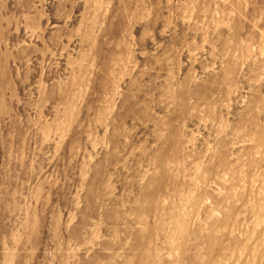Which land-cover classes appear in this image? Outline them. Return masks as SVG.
Masks as SVG:
<instances>
[{"label": "rangeland", "instance_id": "374dc122", "mask_svg": "<svg viewBox=\"0 0 264 264\" xmlns=\"http://www.w3.org/2000/svg\"><path fill=\"white\" fill-rule=\"evenodd\" d=\"M0 264H264V0H0Z\"/></svg>", "mask_w": 264, "mask_h": 264}]
</instances>
